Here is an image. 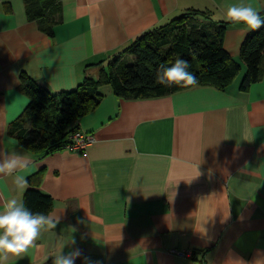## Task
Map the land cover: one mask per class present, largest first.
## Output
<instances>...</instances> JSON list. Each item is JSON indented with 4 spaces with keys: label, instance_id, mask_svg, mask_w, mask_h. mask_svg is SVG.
<instances>
[{
    "label": "crops",
    "instance_id": "obj_1",
    "mask_svg": "<svg viewBox=\"0 0 264 264\" xmlns=\"http://www.w3.org/2000/svg\"><path fill=\"white\" fill-rule=\"evenodd\" d=\"M60 1L62 21L49 35L29 16L27 0H0V152L30 161L18 173L21 189L12 176L0 177V207L23 201L29 177L43 169L40 188L53 198L48 215L56 221L29 253L9 254L8 264H52L71 234L76 243L64 251L81 250L75 264L86 257L93 264H264V77L241 89V45L255 29L226 19L241 2L264 15V0ZM189 8L228 22L224 45L242 68L227 88L196 85L138 99L108 88L77 121L94 136L85 150L38 154L10 134L30 102L22 73L54 93L75 89L87 74L98 76L96 63L125 56L139 35Z\"/></svg>",
    "mask_w": 264,
    "mask_h": 264
},
{
    "label": "trees",
    "instance_id": "obj_2",
    "mask_svg": "<svg viewBox=\"0 0 264 264\" xmlns=\"http://www.w3.org/2000/svg\"><path fill=\"white\" fill-rule=\"evenodd\" d=\"M27 4L29 16L53 35L54 27L62 21L61 1L27 0ZM227 23L214 20L208 11L189 8L168 23L139 35L122 52L133 56V63L121 55L105 65L96 63L100 66L98 77L87 74L72 90L54 93L22 73L19 87L30 102L11 123L10 134L27 150L38 154H51L67 147L72 135L80 130L77 121L101 104L105 95L100 87L105 84H110L116 95L128 99L163 96L196 85L224 90L242 68L224 45ZM240 54L247 67L241 82V89L246 90L264 77V26L247 35ZM177 57L189 62L197 84L166 87L156 82V69L174 63ZM42 179L43 169L29 177L30 186L23 202L34 212L48 214L53 198L41 190Z\"/></svg>",
    "mask_w": 264,
    "mask_h": 264
},
{
    "label": "clouds",
    "instance_id": "obj_3",
    "mask_svg": "<svg viewBox=\"0 0 264 264\" xmlns=\"http://www.w3.org/2000/svg\"><path fill=\"white\" fill-rule=\"evenodd\" d=\"M226 19L233 22H243L250 29H258L264 26V15L261 10L251 3L232 4L227 9ZM187 60L177 57L170 65H160L156 69V82L171 87L195 85L198 78L190 71ZM30 161L18 151L0 152V177H13L16 189L19 190L26 183L25 177L18 173L29 167ZM17 173V175H13ZM51 215L43 212H34L23 201L9 198L0 207V264H8L9 254H15L17 258L22 253H29L35 248L34 241L41 231L55 226ZM75 231V230H74ZM73 231V232H74ZM72 232V233H73ZM75 237L71 234L65 237L61 251L52 257V264H75L77 257L81 256L79 248L68 246L75 245ZM86 264H93L85 258Z\"/></svg>",
    "mask_w": 264,
    "mask_h": 264
},
{
    "label": "built area",
    "instance_id": "obj_4",
    "mask_svg": "<svg viewBox=\"0 0 264 264\" xmlns=\"http://www.w3.org/2000/svg\"><path fill=\"white\" fill-rule=\"evenodd\" d=\"M93 141L94 136L92 134L78 130L72 135V142L69 143L67 147L85 150ZM177 253L183 256L192 255L191 251H177Z\"/></svg>",
    "mask_w": 264,
    "mask_h": 264
},
{
    "label": "rangeland",
    "instance_id": "obj_5",
    "mask_svg": "<svg viewBox=\"0 0 264 264\" xmlns=\"http://www.w3.org/2000/svg\"><path fill=\"white\" fill-rule=\"evenodd\" d=\"M124 57L126 58V60H127L128 63H133V61H134L133 56H131L130 54H126ZM112 59H113V58H112ZM107 63H108V62H107ZM97 77H98V76H97ZM108 88H112V86H111L110 84L102 85V86L100 87V91L103 93V91H105V90L108 89Z\"/></svg>",
    "mask_w": 264,
    "mask_h": 264
}]
</instances>
